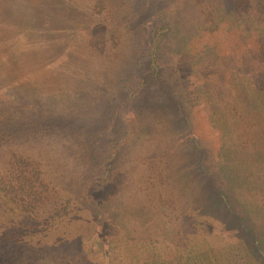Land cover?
<instances>
[{"label":"rangeland","instance_id":"1","mask_svg":"<svg viewBox=\"0 0 264 264\" xmlns=\"http://www.w3.org/2000/svg\"><path fill=\"white\" fill-rule=\"evenodd\" d=\"M56 1L50 32H30L38 25L20 20L28 31H18L20 43L10 40L14 13H0V117H21L4 129L0 118V153L34 160L71 205L27 219L0 191V234H30L26 264H133L152 241L168 243L167 255L173 240L190 241L194 208L234 222L232 237L252 236L264 253V210L253 208L249 165L261 163L264 139L252 141L255 126L238 115L253 117L244 97L253 106L264 98V2Z\"/></svg>","mask_w":264,"mask_h":264},{"label":"trees","instance_id":"2","mask_svg":"<svg viewBox=\"0 0 264 264\" xmlns=\"http://www.w3.org/2000/svg\"><path fill=\"white\" fill-rule=\"evenodd\" d=\"M11 1L13 0H4L0 3V13L7 12L9 8L12 11V14L14 13L12 19H14L16 25L13 28L15 29L14 33L10 35V40L12 42L20 43V37L22 36L18 34L19 30L23 32L22 34L28 33V31H26L27 29H23L21 27L22 23H25L28 28L33 25H38L36 26V29H33L32 27L30 32L39 34L37 32L38 29L39 31L48 30L50 32L52 28L51 20L55 18L59 19V13L57 12L59 2L57 3L56 0H48L47 3L45 0H15V9H12ZM17 1L19 2L18 6L16 5ZM233 1L238 2L240 0ZM263 2L264 0H262V3ZM29 4H31L33 8ZM239 4H242V2L238 3V5ZM46 6L48 11H46L45 9ZM29 10H31L32 13H35V16L31 17V21L19 19L20 16H23V14L25 13L29 14ZM42 11L46 16L50 13V20L43 19L42 21H40L39 16H41ZM36 12H38L39 16H36ZM5 19L6 18L4 17V20ZM63 19L64 22L61 21V23H63V27L65 29H68L70 32H72V30H75V28H73L71 20L68 17H63ZM20 20L21 24L19 25ZM8 38L9 37H5V39ZM88 38L81 39V42L83 43L85 41H88ZM62 42L64 45L71 44L69 36L66 34L64 35V39L62 40ZM17 47L18 46L12 48L16 50ZM11 62L14 63V61ZM260 63L262 64V62ZM150 64L151 66H154V63H152V61ZM11 67L13 68L14 66L9 65V68ZM3 75H1V77L6 78V76ZM229 89L235 92L233 89ZM233 94L239 98L242 97V95H238L236 92ZM260 96L261 97H259V100L261 102L255 104L254 106L246 97H244L246 102L250 106V113L253 115V117H249L245 112L238 111L239 116L243 117L246 122L247 120H249L251 125L255 126V128H253L252 126L250 128L251 130H253V132H255V135H253V137L251 138L252 141L256 140L257 138L264 139V128H262L261 131L258 130L259 124L257 123V121L261 122V119L259 117V108H264V98L262 95ZM0 118L7 121L2 129H4L8 122H14L15 125V123L21 121V117L15 116L11 118V115L9 113H4ZM42 122H44V120H42ZM9 126L10 125H8V128ZM240 143L241 145H245L244 141ZM241 145L239 147L242 148L241 150H244L246 153L247 146ZM257 148L260 150V154L256 156H262L263 159L261 160V163H252L249 161V165L251 166L250 170L253 169V180H251V185L258 187L256 189V192L254 188V194L259 198H257L258 204L253 201V208L259 211L264 210V144L257 145ZM204 174L205 178H207V175L209 176L210 172L208 170H205ZM248 188L251 187L249 186ZM0 191L8 202L10 201L13 203L14 209H16V205L20 207L24 214L23 216L27 219L32 218V215L34 213V215L37 214L38 216L42 217L48 211L56 216H59L61 211L66 210V206H68L69 204L71 205L69 197L64 193L60 194V192L58 191L53 192L50 190L46 182L41 178L39 169H37V167L35 166L34 160H30L28 159V157H24L22 153L15 150H4L2 151V153H0ZM219 198L220 196L217 194L213 196V199H216L220 202L219 205H223L224 202L222 203ZM259 200L262 202L259 203ZM222 208L226 212L231 213L232 211L230 208H227V210L225 207ZM253 216L254 215H252L251 217ZM190 220L191 224L186 235L191 236L192 241H189L190 238L186 241L181 240L179 243H177L176 240H173L172 242H170V245L172 247L170 248V250L172 249V251H170L171 253L169 255H167V248H161V245L166 246V244L168 245V243L162 244V241H152L149 245L153 247L151 253H148L147 251L146 256L143 258L137 256L136 261L133 264H264L263 250L261 251L259 246L255 247V244H257V242L254 237L251 236L246 242L232 237L231 232H234L235 228L234 222L229 226H225V224L221 223L218 218L213 217L212 215L210 217V214H201L194 208L190 211ZM259 227L260 226L256 228L257 231ZM198 229L202 232H200ZM219 230H221L222 232L224 230L225 232L223 233L227 234L226 239L224 240L227 242H225L224 244L219 240ZM32 234L35 233L32 232ZM196 235L200 237L198 240L196 239ZM194 236L195 239H193ZM28 238H30V234L27 233L26 235L22 232L16 234L14 230H11L9 232L4 231L3 234H0V240H3L4 243H6V248L0 249V264H26V255H29L31 251L28 246L27 249L25 248ZM18 243H20L21 245H19ZM133 245H135V243H133ZM0 247H2L1 241ZM72 261L74 264H77L76 261L74 262V258H72ZM78 264L84 263L82 261H79Z\"/></svg>","mask_w":264,"mask_h":264}]
</instances>
